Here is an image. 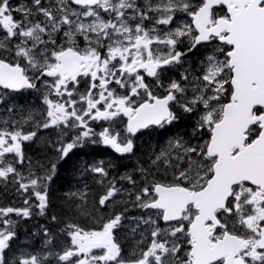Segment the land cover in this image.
<instances>
[{
    "label": "snow or ice",
    "instance_id": "snow-or-ice-1",
    "mask_svg": "<svg viewBox=\"0 0 264 264\" xmlns=\"http://www.w3.org/2000/svg\"><path fill=\"white\" fill-rule=\"evenodd\" d=\"M90 146L117 155L73 164V216H49ZM0 185L23 198L0 205V264H264V0H0Z\"/></svg>",
    "mask_w": 264,
    "mask_h": 264
},
{
    "label": "flooded vegetation",
    "instance_id": "flooded-vegetation-1",
    "mask_svg": "<svg viewBox=\"0 0 264 264\" xmlns=\"http://www.w3.org/2000/svg\"><path fill=\"white\" fill-rule=\"evenodd\" d=\"M23 2V0H12V3L14 5H18L19 3ZM98 130V129H97ZM140 145V142H138V146ZM28 154L30 156L33 157V160H37L38 156H44L48 155V156H53V150L50 147H47L46 145L41 146L40 142L37 141V143L33 144L31 146V148L27 149ZM140 151V148H139ZM117 154L114 153L110 148H104L103 146H98L95 148H92L90 146L89 149H85V150H80L78 155L76 157H73V160L69 162L68 165H65L62 170V172L66 173V176H64L65 178L62 179L61 181V185L63 187V191L62 194L59 195L62 198H65L66 202H69V197L67 195V193H69L70 191H74L75 188L77 186L79 187H83V184L80 183L78 184V181L80 180L79 176L77 179H68L69 175L67 172L68 171H72V165L76 164L77 166H82L83 164L87 163V164H91L93 162H99L100 160H104V161H108L111 160L113 157H115ZM97 157H101L100 160H97ZM134 167V166H132ZM127 167H125L124 164H122L118 171L123 174L124 171L126 170ZM110 171L113 172V174H115L116 170L115 169H110ZM72 174V173H71ZM90 184L93 183V181L89 180L88 181ZM57 185V184H54ZM22 201V197L18 196L15 194L14 189H4L3 185H0V205H10V206H14V207H19V203ZM67 214H70V209L67 208L66 209ZM13 218L15 219V217L13 216ZM79 219H84V218H79ZM19 234V231H18ZM120 242L121 244H125V253L129 254L131 253L133 247H134V241L131 239V237H125L124 233L122 232L120 234Z\"/></svg>",
    "mask_w": 264,
    "mask_h": 264
},
{
    "label": "trees",
    "instance_id": "trees-1",
    "mask_svg": "<svg viewBox=\"0 0 264 264\" xmlns=\"http://www.w3.org/2000/svg\"><path fill=\"white\" fill-rule=\"evenodd\" d=\"M147 154V152L145 153ZM60 178L61 180L64 179L66 176V173L65 172H61L60 173ZM60 182H63V181H60ZM56 200H54V209H52V212L58 216L61 217V219H66V217L64 215H66V207H63L64 209L62 210L61 207H62V203L61 202H55ZM40 223L39 224H49V220H46L44 218H40ZM37 232V229L35 226H28V227H22V232H19V235L21 234V237L23 238V236H32L33 233Z\"/></svg>",
    "mask_w": 264,
    "mask_h": 264
},
{
    "label": "bare ground",
    "instance_id": "bare-ground-1",
    "mask_svg": "<svg viewBox=\"0 0 264 264\" xmlns=\"http://www.w3.org/2000/svg\"><path fill=\"white\" fill-rule=\"evenodd\" d=\"M51 137H52V136H51ZM88 224H89V225L94 224V221L89 222ZM18 235H19V234H18ZM24 237H27V236H24ZM21 240H22V237H21V234H20V235H19V238H18V240H17V242L19 243ZM33 248H34V249H38L37 246H33Z\"/></svg>",
    "mask_w": 264,
    "mask_h": 264
},
{
    "label": "rangeland",
    "instance_id": "rangeland-1",
    "mask_svg": "<svg viewBox=\"0 0 264 264\" xmlns=\"http://www.w3.org/2000/svg\"><path fill=\"white\" fill-rule=\"evenodd\" d=\"M55 194L57 195V194H59L57 191L55 192ZM55 202H57V201H55ZM65 204H66V202H64L63 200H62V206L64 207L65 206ZM67 206H68V208H69V205L68 204H66ZM70 209V208H69ZM70 212L72 213V215L71 216H73V211L72 210H70ZM18 243V242H17Z\"/></svg>",
    "mask_w": 264,
    "mask_h": 264
}]
</instances>
